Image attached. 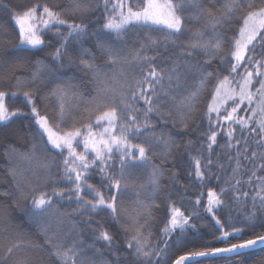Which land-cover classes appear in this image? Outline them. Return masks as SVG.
<instances>
[{
    "label": "snow or ice",
    "instance_id": "1",
    "mask_svg": "<svg viewBox=\"0 0 264 264\" xmlns=\"http://www.w3.org/2000/svg\"><path fill=\"white\" fill-rule=\"evenodd\" d=\"M0 10L16 30L14 41L0 25V126L23 117L34 131L27 150H5L13 190H0V203L43 234V243L29 239L0 215V264H205L264 248V0H0ZM49 34L51 61L38 59ZM86 37L93 43L69 50ZM21 94L27 113L5 102ZM49 99L52 111H41ZM197 132L203 140L190 138ZM180 133L187 167L175 159ZM166 174L176 197L186 198L189 184L198 195L185 215L168 193L154 238V194ZM205 198L223 246L178 247ZM65 202L70 212L58 207ZM232 204L240 223L221 218ZM103 215L115 230L96 225L86 241L85 228Z\"/></svg>",
    "mask_w": 264,
    "mask_h": 264
},
{
    "label": "trees",
    "instance_id": "2",
    "mask_svg": "<svg viewBox=\"0 0 264 264\" xmlns=\"http://www.w3.org/2000/svg\"><path fill=\"white\" fill-rule=\"evenodd\" d=\"M36 2H44V0H12L13 4H23V5H30ZM49 3H53L54 0H47ZM68 19L71 21L74 18L69 16ZM91 24H95L96 27L94 29H91L92 31H98L100 28L101 20L98 18H95L92 20ZM90 24V28H91ZM0 25H3L6 34L13 37V40L15 41L16 37V30L12 24L11 17L7 13V11L0 10ZM162 40L163 37H160ZM51 40L52 42L48 44L47 48L43 52L37 53V58L42 59L45 61H51V53L54 50L53 45H56V39L52 36V34H49L48 37H46V41ZM93 43V40L91 37L84 38L81 42L74 43L70 46V51L72 48H78L83 44L84 46H88ZM58 46V45H57ZM102 63V61H101ZM216 62H214L215 64ZM64 72H73L75 71L77 78H83L85 81L88 80L87 76H84L82 72L79 70H76L74 68H68L67 66L62 69ZM42 91H46L47 84H43L40 86ZM85 94L87 95L88 92L91 91V85L89 84L88 87L84 90ZM207 97V93H205V98ZM6 104H8L10 110L14 109H21L25 113H27V108L25 107L23 103V97L22 94L18 95V97L15 100H9L6 98ZM41 108V111H52L53 102L51 99L48 101V106L45 108L43 104L39 105ZM203 108L204 103L202 102L200 105V111L196 114V120L194 121L192 127H195L196 124L200 123V118L203 115ZM34 135L33 126L30 124V121L26 118H14V122H10V126H0V190H13L12 189V182L11 178L8 176L7 169L9 167V160L5 155V150L9 145H14L18 150L25 151L27 150L32 142ZM184 134L180 133L178 140L180 146L175 149V159L176 160H184L185 164L184 167H187L186 157L188 153L185 151L184 145L187 143L188 138H183ZM193 140H203L204 137L200 132L194 133L192 137H190ZM219 139V138H218ZM200 147L199 144L196 145V147L192 150V155L196 154V148ZM51 158V157H50ZM58 159V158H57ZM155 163H159V158H156L154 160ZM12 163H19V166L21 168H26L27 164L23 161H13ZM165 168L171 167V162L169 164L163 165ZM147 176V171H145L144 175L140 177L141 180H145ZM98 179V177H97ZM187 182L186 178L181 175V184H185ZM162 188L156 192L154 195L157 197V202L160 203V208L154 210L155 215V221L157 225V235L154 238H158V227L160 225V222L164 220L165 218V205L163 203V200L165 196L168 193H171L175 199L176 206L179 207L182 211H184L185 215H192L194 209H193V202L195 200L196 195H198V192L193 188L191 184L188 185L187 188V196L186 198H180L176 197L175 192L176 189L169 183V177L168 174H166L162 178ZM218 190V189H217ZM106 191V190H105ZM205 197L207 194V190L205 189ZM132 193L130 191L129 197H126L124 201V206L126 208L131 209L132 205ZM24 206L27 207L29 205V201H24ZM206 204V198L201 201V206L195 211H198L200 214L199 216H192V220L190 223L196 224V229L194 231H189L183 238L182 243H179L178 247H184L185 244L191 246V245H203L205 243H211L219 246H223L221 242L217 241L213 235V225L214 221L211 219V217L204 211L203 205ZM61 208V211H71V208H68L66 205V202L64 206H59ZM5 213H8L13 221L16 223V226L20 231L23 232L25 236H27L29 239H33L39 243H43V234L40 232L39 227L34 224L33 222L29 221L25 213L20 209L15 207L14 205L10 203H0V215H3ZM229 214L232 215V220L234 223H240L243 219L242 213L239 212V210L236 208L234 204L230 205V208L227 209L224 213V216L221 218H224L228 216ZM76 219H84L82 217H76ZM93 228L84 230V239L86 241H91L93 239L92 232L95 231V226L99 225L100 227H103L105 229H108L110 232H113L115 230V225H111V221L107 217V215L103 216H96L93 218ZM111 225V226H110ZM259 230V228H258ZM249 230H245V235H248ZM120 242L118 238V243ZM123 245L121 244V247ZM175 251V249H174ZM47 259V258H45ZM53 264L55 262L53 261ZM205 264H264V248L248 252L245 255H239L234 257H221V258H208L205 262Z\"/></svg>",
    "mask_w": 264,
    "mask_h": 264
},
{
    "label": "water",
    "instance_id": "3",
    "mask_svg": "<svg viewBox=\"0 0 264 264\" xmlns=\"http://www.w3.org/2000/svg\"><path fill=\"white\" fill-rule=\"evenodd\" d=\"M262 248H257L255 250H252V251H249V252H253V251H257V250H260ZM234 256H239V255H236V254H229V255H226V256H217V257H212V258H221V257H234Z\"/></svg>",
    "mask_w": 264,
    "mask_h": 264
}]
</instances>
